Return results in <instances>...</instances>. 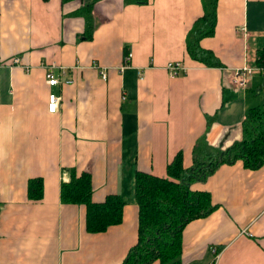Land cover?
<instances>
[{"label": "crops", "instance_id": "crops-1", "mask_svg": "<svg viewBox=\"0 0 264 264\" xmlns=\"http://www.w3.org/2000/svg\"><path fill=\"white\" fill-rule=\"evenodd\" d=\"M87 2L0 0V264H123L139 239L137 175L167 178L179 153L189 169L199 143L241 141L262 103L263 73L246 91L231 76L264 48V0H219L215 35L201 41L219 67L187 51L203 0H102L90 39L77 15ZM174 62L186 68L177 78L166 70ZM73 173L91 175L94 203L122 197V224L87 231L86 208L61 202ZM35 179L40 200L29 196ZM193 188L218 208L185 228L183 264H264V166L223 165Z\"/></svg>", "mask_w": 264, "mask_h": 264}, {"label": "trees", "instance_id": "trees-1", "mask_svg": "<svg viewBox=\"0 0 264 264\" xmlns=\"http://www.w3.org/2000/svg\"><path fill=\"white\" fill-rule=\"evenodd\" d=\"M74 0H64L69 2ZM85 1V0H78ZM77 13L86 21L85 38L90 39L95 29L93 8L102 0H89ZM127 4L146 5L149 0H125ZM219 0H203L204 15L194 25L187 42L190 57L208 67L221 63L201 41L213 37L217 26ZM257 65L264 70V48L257 53ZM264 74V72H262ZM262 103L249 110L243 123V138L227 149H216L201 143L194 151V166L184 167L179 153L167 168V178L139 173L136 177V203L139 207V239L123 264H183V232L192 222L204 219L217 210L209 193L193 188L205 182L223 165L241 162L245 169L256 171L264 166V88ZM93 187L89 173L71 175L61 186V202L86 208L87 231L92 234L106 232L122 224L125 202L120 195H110L102 203L92 201ZM29 196L33 200L43 197L40 179L30 181ZM2 202L0 198V214Z\"/></svg>", "mask_w": 264, "mask_h": 264}, {"label": "built area", "instance_id": "built-area-1", "mask_svg": "<svg viewBox=\"0 0 264 264\" xmlns=\"http://www.w3.org/2000/svg\"><path fill=\"white\" fill-rule=\"evenodd\" d=\"M245 31V30H244ZM245 33V32H244ZM132 58V53L128 52L125 58V65L131 61ZM254 65H247L243 68L235 69L232 72L231 76V84L237 89V90H242L246 91L247 88L249 87L251 79L258 73L264 72L263 69L259 68L257 65V56L254 58ZM14 64L19 65L20 60L16 59L14 61ZM166 70L170 74L172 78H177L181 76L183 73L186 72V68L181 62H174L170 63L167 67ZM103 79H107L106 72L101 73ZM47 82L50 86H55L60 83L59 78H56L53 72L49 71L47 74ZM71 83V82H69ZM59 104H60V99L56 95H50L49 97V112L50 113H56L59 110Z\"/></svg>", "mask_w": 264, "mask_h": 264}]
</instances>
